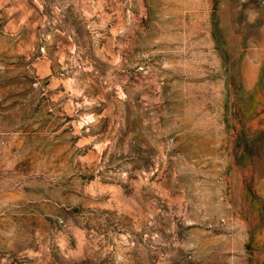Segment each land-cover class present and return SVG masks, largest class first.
<instances>
[{
    "label": "rangeland",
    "instance_id": "obj_1",
    "mask_svg": "<svg viewBox=\"0 0 264 264\" xmlns=\"http://www.w3.org/2000/svg\"><path fill=\"white\" fill-rule=\"evenodd\" d=\"M0 264H264V0H0Z\"/></svg>",
    "mask_w": 264,
    "mask_h": 264
}]
</instances>
